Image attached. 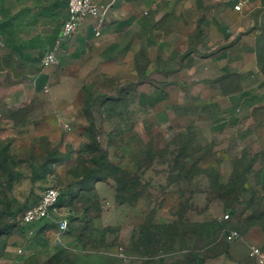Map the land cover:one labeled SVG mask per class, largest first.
I'll use <instances>...</instances> for the list:
<instances>
[{
    "label": "crops",
    "instance_id": "0c3cea01",
    "mask_svg": "<svg viewBox=\"0 0 264 264\" xmlns=\"http://www.w3.org/2000/svg\"><path fill=\"white\" fill-rule=\"evenodd\" d=\"M98 1L106 9L103 18L86 16L72 37L61 38L68 0H0V69L5 66L11 86L7 99L26 102L33 94L53 92L58 74L72 71L76 74L72 80L104 95L133 96L137 110L150 111L157 121L169 123L167 128L173 131L169 138L159 132L166 145L178 137L186 138L200 146L202 159L216 145L217 168L224 184L237 158L246 155L253 159L248 178L264 195V185L258 181L264 177V74L257 55L264 0H247L241 9L235 8L240 0ZM57 40L61 45L57 63L45 66L41 58ZM71 119L73 124L79 123L74 115ZM11 123L15 125L9 122L10 127ZM216 133L222 141H216ZM72 139L77 145L84 137L74 133ZM226 141L227 146L239 147L234 152L227 146L220 148L219 143ZM65 161L61 160L62 165ZM156 162L158 156L144 174L153 168L168 178L166 169L154 168ZM182 185L168 181L160 188L170 196L177 189L187 193L179 196L189 205L198 193L209 191ZM94 188L100 211L89 213L93 228L98 223L111 226L117 216L115 185L111 180H99ZM41 194L29 205L39 201ZM169 200H161L157 209ZM199 203L201 207L203 200ZM204 203L207 207V198ZM119 205L121 224H128L133 205ZM71 216L77 219L68 230L60 231L59 220ZM86 220L90 219L82 205L63 203L50 218L33 223L24 232L27 247L39 250L44 262L58 264H94V257H109L110 247L100 244L95 248L91 242L97 238L90 231L80 239L83 230L77 223ZM255 230L242 233L228 228V235L237 231L241 238L229 241L228 253L216 257L218 263L256 264L248 248L250 244L262 247L264 234Z\"/></svg>",
    "mask_w": 264,
    "mask_h": 264
},
{
    "label": "rangeland",
    "instance_id": "374dc122",
    "mask_svg": "<svg viewBox=\"0 0 264 264\" xmlns=\"http://www.w3.org/2000/svg\"><path fill=\"white\" fill-rule=\"evenodd\" d=\"M259 28L260 67L264 73V16ZM4 67L0 69V264H44V255L27 247L24 232L27 233L33 223L22 222L21 214L47 186L60 187L73 180V175L94 167L97 152L89 153L85 149L87 137L99 141L108 162L119 168L135 172L159 152L160 155H156L159 162L154 168L170 172L173 169L170 152L174 147L167 150L159 132L169 138L173 131L167 128L169 123H163V119L157 121L152 112L137 110L133 96L117 94L114 95L117 99H108L88 84L72 80L76 75L72 71L63 70L58 74L53 92H44L40 96L33 94L26 102L8 100L11 86L4 75ZM64 76L70 79L65 80ZM73 115L79 123L73 124ZM64 121L71 123L69 127L64 126ZM9 122L15 125L11 123L10 127ZM74 133L84 137L82 143L74 145L70 141L74 140ZM220 138V133H216V141H222ZM149 142L153 144L151 147L147 146ZM219 146L226 148L227 141ZM236 147L239 146H227L231 152L237 150ZM217 150L215 145L212 154L204 156L198 165L199 171L217 168ZM63 154L69 157L58 160ZM61 160H66L63 165ZM152 169L142 173V181L136 183L129 194L126 191L121 194L132 199L128 224H121L117 203V216L111 226L98 223L95 229L84 228V232L90 231V236L102 239L110 247L109 257H94L91 262L201 264L205 259L204 264H219L216 257L224 252L227 245L225 232L231 228L220 226L228 212L223 203L208 191L196 195L195 202L199 205L194 202L186 206L180 196L188 194H180L178 189L171 196L163 192L160 186L167 185L169 178ZM204 175L198 174L191 182L184 181L182 186L210 188V181ZM165 198L169 202L158 210V204ZM205 198L210 200L207 207L204 206ZM242 208L243 205L241 212ZM85 223L77 225L83 229ZM254 232H260V228Z\"/></svg>",
    "mask_w": 264,
    "mask_h": 264
},
{
    "label": "trees",
    "instance_id": "16d2710c",
    "mask_svg": "<svg viewBox=\"0 0 264 264\" xmlns=\"http://www.w3.org/2000/svg\"><path fill=\"white\" fill-rule=\"evenodd\" d=\"M259 44H260V35L258 37V65L260 67V53H259ZM264 74V73H263ZM121 94V93H118ZM108 99H117V96H109ZM152 142L148 143L147 146L151 147ZM173 146L174 149L170 152L172 155V167L168 175V181L180 185L181 183L191 182L194 177L198 174H205L210 181L209 194H212L215 198H218L228 212V218L223 217V220L220 224L221 227H234L237 228L242 233L247 232L253 227L260 228V232L264 234V195L259 193L254 186L251 185V182L248 178V173H250L252 165L254 163L253 159H249L246 155L237 158L235 161V167L232 172V175L228 183L224 184L220 181V173L218 168L211 167L208 170L199 169V163L201 162L203 156H196L200 153V146L192 144L190 140H187L183 137L176 138L175 141L167 144V150ZM84 147L87 151L97 152V156L94 160V167L85 173H80L73 175V180L64 186H60L61 194L58 201V207L63 203L72 204L74 202L77 205H82L84 208V213L86 214L87 219L83 227L80 239L85 235L84 228L89 230L93 229L92 217L90 212H99L100 206L98 200L95 197L94 193V184L96 181L103 180L109 181L112 180L115 182V191H116V201L119 204L126 202L131 203L132 199L129 196H121L123 192L129 194L131 188L137 183L139 184L142 181V173L145 170L150 168L154 163V158L160 153L153 155L149 162L142 164L138 167V170L132 172L130 170H125L123 167H118L112 162H108L106 157V152L103 148V145L96 141V139H91L87 137V141L84 144ZM159 150V149H158ZM161 150H164L161 149ZM163 152V151H161ZM68 157V155H61L58 160ZM108 168H111L112 173L109 172ZM75 169V167H74ZM168 171V170H167ZM173 175V177H172ZM174 178V179H173ZM260 183L264 185V177L261 178ZM89 183L88 186L86 184ZM243 196V200H238ZM210 200H208L209 202ZM241 205H243L242 212L240 211ZM28 205L23 212L29 207ZM182 206V205H180ZM187 206V204H186ZM183 206L182 208L187 210V207ZM22 212V214H23ZM21 214V216H22ZM75 216L68 217V228L72 221L76 220ZM22 221V219H21ZM23 222V221H22ZM88 224V225H87ZM22 225V224H21ZM23 229V226H22ZM24 231V230H23ZM226 237L228 236L225 232ZM100 240V243L97 242ZM97 239L92 241L95 248H99L101 245H107L103 243L102 239ZM231 239L227 237V245L225 246L224 252L228 253V243ZM108 246V245H107ZM264 249V244L262 246ZM205 259L201 261V264L205 263ZM44 264H58L55 261L46 262ZM215 264V263H214Z\"/></svg>",
    "mask_w": 264,
    "mask_h": 264
},
{
    "label": "built area",
    "instance_id": "2783aa9c",
    "mask_svg": "<svg viewBox=\"0 0 264 264\" xmlns=\"http://www.w3.org/2000/svg\"><path fill=\"white\" fill-rule=\"evenodd\" d=\"M247 0H240L235 6L241 9ZM106 9L98 0H68V17L64 21L61 38L72 37L80 27L86 16H92L102 19ZM99 33V32H97ZM61 50L60 40H57L54 46L48 50L41 58L45 66H51L57 63V56ZM69 127V125H65ZM61 190L57 185L47 186L41 194L39 201L30 205L22 214L21 219L26 223H35L44 218H50L53 213L59 211L58 201ZM228 218V215H224ZM59 230L65 231L68 228V218L59 220ZM230 239H240L241 235L237 231H231L227 236ZM248 255L254 259L256 264H264V249L261 246L250 244Z\"/></svg>",
    "mask_w": 264,
    "mask_h": 264
}]
</instances>
